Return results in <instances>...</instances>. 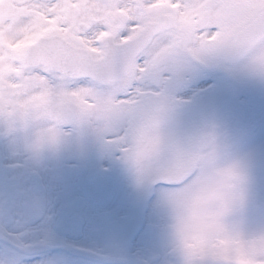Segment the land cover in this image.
Listing matches in <instances>:
<instances>
[{"label":"snow or ice","instance_id":"snow-or-ice-1","mask_svg":"<svg viewBox=\"0 0 264 264\" xmlns=\"http://www.w3.org/2000/svg\"><path fill=\"white\" fill-rule=\"evenodd\" d=\"M225 52L264 74V0H0V125L34 153L27 172L0 179V264H75L49 215L50 142L94 140L160 186L186 177L191 156L167 176L145 164L168 149L165 92L179 55Z\"/></svg>","mask_w":264,"mask_h":264},{"label":"rangeland","instance_id":"rangeland-1","mask_svg":"<svg viewBox=\"0 0 264 264\" xmlns=\"http://www.w3.org/2000/svg\"><path fill=\"white\" fill-rule=\"evenodd\" d=\"M222 54H210L203 61L183 54L177 57L179 77L165 92L169 102L163 104L159 131L169 147L199 130L217 127L229 154L243 161L250 178L247 203L232 222L253 230L264 226V75L253 70L250 57L230 68L222 63ZM187 66L190 73L184 72ZM193 71L208 79H197ZM190 77L195 81L187 85L184 81ZM201 86L205 89L197 91ZM239 111L244 121L235 128L234 118ZM2 133L0 125V179L27 172L23 151L11 148V139ZM226 133L232 137L225 142ZM20 136L25 140V133H17L14 141ZM68 145L75 150H64L60 157L45 156L42 174L52 201L49 215L55 221L58 239L94 254L69 253L75 264H110L96 256L137 264H175L169 250L167 215L159 202L161 186L146 177L140 179L94 140L68 138L59 150ZM99 167L115 168L119 175L116 194L104 209L88 204L82 190L84 180Z\"/></svg>","mask_w":264,"mask_h":264},{"label":"clouds","instance_id":"clouds-1","mask_svg":"<svg viewBox=\"0 0 264 264\" xmlns=\"http://www.w3.org/2000/svg\"><path fill=\"white\" fill-rule=\"evenodd\" d=\"M28 145L25 140L22 151L26 159L33 160ZM60 147L50 142L44 155H55ZM130 147L134 149L135 143ZM178 155L191 156L196 164L179 182L169 177L174 183L161 186L159 194L175 264H257L264 256V226L245 230L232 222L249 195L250 178L243 161L232 157L218 133L208 127L169 146L163 156L146 160L145 164L167 176L165 170ZM126 164L143 179L133 162Z\"/></svg>","mask_w":264,"mask_h":264},{"label":"water","instance_id":"water-1","mask_svg":"<svg viewBox=\"0 0 264 264\" xmlns=\"http://www.w3.org/2000/svg\"><path fill=\"white\" fill-rule=\"evenodd\" d=\"M243 57L233 55L231 53H224V62L231 66L237 64ZM241 124V119L238 117L236 126ZM83 189L85 192L86 201L95 206L96 208L103 209L109 205L111 202L115 190H116V173L112 169H97L89 178L86 179ZM76 249L69 248L66 249L67 252L71 253ZM81 252V251H80ZM93 256V254L86 253ZM103 260L113 262V263H125L130 264L125 261L112 260L109 258L100 257Z\"/></svg>","mask_w":264,"mask_h":264},{"label":"bare ground","instance_id":"bare-ground-1","mask_svg":"<svg viewBox=\"0 0 264 264\" xmlns=\"http://www.w3.org/2000/svg\"><path fill=\"white\" fill-rule=\"evenodd\" d=\"M190 67V66H189ZM188 66L187 67H185V68H189ZM184 72H186V73H190L191 72V70H190V68L188 69V70H184ZM193 73V72H192ZM194 75H196V77H197V79L200 77L201 79H208V76L207 75H201V74H199V73H197V72H194ZM193 77V76H192ZM192 77H190L189 79H186L184 82L187 84V85H189L191 82H193V81H195ZM202 88H203V86H201ZM200 87V88H201ZM181 88H184V86L183 87H181ZM201 88V89H202ZM184 97V96H183ZM165 102H169L168 101V99H166L165 100ZM71 140H73V139H69V141H71ZM24 138L23 137H18V138H16V141H14V142H10L9 144L11 145V148H15V151H22V148H23V143H24ZM60 150H62V151H60ZM60 150H58L57 151V153L54 155V156H56V157H60V155L61 154H64V150L65 151H71V150H75L74 149V147H69V145L68 146H66L65 148H62V149H60ZM53 156V157H54ZM64 156V155H63ZM56 157H54V158H56ZM51 161V160H50ZM50 163V162H49ZM46 164H48V162L46 163ZM51 164V163H50ZM54 165V164H53ZM145 179H149V178H145ZM148 182H149V180H147ZM153 190V189H152Z\"/></svg>","mask_w":264,"mask_h":264},{"label":"flooded vegetation","instance_id":"flooded-vegetation-1","mask_svg":"<svg viewBox=\"0 0 264 264\" xmlns=\"http://www.w3.org/2000/svg\"><path fill=\"white\" fill-rule=\"evenodd\" d=\"M217 133H218V129H217V131H216Z\"/></svg>","mask_w":264,"mask_h":264}]
</instances>
